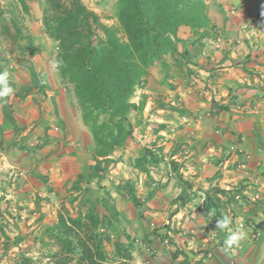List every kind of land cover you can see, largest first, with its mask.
Wrapping results in <instances>:
<instances>
[{
  "label": "rangeland",
  "instance_id": "374dc122",
  "mask_svg": "<svg viewBox=\"0 0 264 264\" xmlns=\"http://www.w3.org/2000/svg\"><path fill=\"white\" fill-rule=\"evenodd\" d=\"M82 1L104 23L117 25L119 0ZM27 3L26 9L19 0H0V64L11 74L15 89L10 98H5L6 102H0V216L6 217V229L11 238L23 237L17 246L1 254L0 264H8L11 257L20 253L35 259L42 257L44 263H49L47 250L42 249L40 240L43 228L56 222L60 211H69L75 216L79 196L76 201L71 198L78 193L91 197L97 204L100 200L110 201L107 208L100 204L96 207L101 218L106 215L111 219V212L117 211L118 220H112L113 226L109 227L105 221L100 228L101 231L107 229L110 235V240L104 242L108 262H118L114 248L117 240L132 244V264H151L163 252L178 256L182 244L178 233L161 230L166 229L168 214L185 210L194 202L185 201L183 195H196L199 191L188 184L196 178L185 174L184 157L195 159L201 152L202 163L211 164V158L215 160L219 151L215 141L223 144L227 134L220 131L221 138L212 137L211 133L204 139L199 137L201 127L207 125L202 118L210 106L201 99L209 100L206 90L209 84H201L200 76L189 65L182 70L172 68V77L166 80L162 66L156 63L146 82L131 97L137 105L144 102L140 110L130 114L133 137L103 161L97 177L89 178L95 163V143L83 121L72 84L59 75L57 42L48 36L43 24L45 0H27ZM207 13L216 30L203 38L206 49L221 45L228 48L227 41L240 39L242 42L255 29L259 35L264 32V0H207ZM179 33L182 38L198 36L190 28L181 29ZM217 37L226 42L216 45L213 40ZM235 43L238 44L234 41L233 45ZM197 48L195 45L192 50ZM219 130L215 132L219 134ZM232 147L235 150H231ZM145 148L154 150L160 157L158 164L152 163L149 156L146 163H139ZM220 152L217 166L223 173L230 171L234 161L245 168V160L236 161L238 156L246 157L239 143L233 141L227 147L224 145ZM173 161L180 166L181 178L173 169ZM165 179L176 181L178 186L168 191V211L163 214L165 206L150 209L149 205L157 192L167 191L168 185H163ZM223 182L224 185L204 190L201 202L208 217L214 215L206 218V226L213 234L212 227L218 218L208 196L215 202L218 200L222 207V211L216 212L219 217L222 213L228 214V210L233 214L237 206L264 203L259 191L250 193L244 184L236 185L238 181ZM238 226L243 228L245 223L241 221ZM258 227L253 225L255 230ZM158 230L162 233H152ZM254 234L256 236V231ZM2 241L0 239V243ZM192 252L201 256L200 259L211 253H202L197 247Z\"/></svg>",
  "mask_w": 264,
  "mask_h": 264
},
{
  "label": "trees",
  "instance_id": "16d2710c",
  "mask_svg": "<svg viewBox=\"0 0 264 264\" xmlns=\"http://www.w3.org/2000/svg\"><path fill=\"white\" fill-rule=\"evenodd\" d=\"M19 1L28 8L27 0ZM116 19L117 25L104 23L82 0H45L43 5L45 31L57 42L59 75L72 84L95 143V163L89 178L97 177L103 161L133 137L130 114L140 110L144 102L137 105L131 97L146 82L150 69L159 63L165 79L171 78L172 68L182 70L189 62L192 47H203V38L216 30L207 13V0H119ZM184 28L194 30L198 36L182 38L179 32ZM0 71H4L1 64ZM148 156L152 163L160 162L154 150L145 148L139 163H146ZM172 164L181 178L179 164ZM129 188L133 190V186ZM78 196L75 216L60 211L56 222L43 228L40 240L49 263H44L42 257L20 253L8 264H132L133 246L120 240L114 243L118 262H108L104 242L110 240V235L100 228L105 221L112 227L118 214L114 210L111 219L106 215L101 218L96 207L100 204L107 208L110 201L100 200L97 204L81 193L73 195L71 201ZM212 198L207 197L211 207L222 211ZM5 218L0 216V263L2 255L23 238H11Z\"/></svg>",
  "mask_w": 264,
  "mask_h": 264
},
{
  "label": "crops",
  "instance_id": "0c3cea01",
  "mask_svg": "<svg viewBox=\"0 0 264 264\" xmlns=\"http://www.w3.org/2000/svg\"><path fill=\"white\" fill-rule=\"evenodd\" d=\"M253 33L240 41L241 43L230 45L231 47L228 48L221 45L209 50L203 45L199 48L202 49L200 52L198 49L192 51L188 64H184L194 68L196 75L200 76L201 84L210 86L206 89L207 94L210 95L209 100L201 99L210 107L206 111V116L202 118L207 125L201 127L204 131L198 133L199 137L204 139L211 133L212 137L221 138L223 133L220 131L227 134L224 135L226 139H223V144L215 141L219 151H216L215 160L211 158V164L202 163L204 157L201 152V154L195 152L197 154L195 159L184 157L187 168L185 174L194 175L192 178H196L194 181L190 180L191 183L188 184L191 186L193 184L199 191L196 195L188 193L183 195L185 201L194 202L185 210L182 208L176 213L168 214L165 218L166 229L161 230L163 233H178L177 238L182 243L179 247L181 252L178 256H175V253L173 256L172 253L163 252V255L151 264H264V231L261 232L260 237L255 236L256 230L253 228V225L259 226L264 221V203L262 205L261 202H257L256 205L249 203L250 205H245L244 208L237 206L233 214L229 210L228 214L222 213V216L231 217L230 229H243L246 232V239L241 242L240 247L228 251L223 247L228 229L218 230L215 224L212 227L215 234L210 232L206 226L209 213L204 208V203H201L205 197L204 190L219 184L224 185L223 181H238L239 183L235 182L236 185L244 184L250 193L259 191L264 197V32L259 35L255 29ZM214 127L220 129L219 134L215 132ZM233 141L239 143L246 153L245 159L243 156H238L236 161L245 160L246 165L245 168L237 166L234 161L230 165V171L223 173L217 166L218 159L222 155L220 151L224 145L227 147V144ZM175 182L168 179L163 181V185H168V189L163 193L157 192V195L150 200V209L161 208L162 205V208L165 206L162 209L163 214L168 211L166 207L168 196L177 185ZM216 201L218 203V200ZM155 212L160 211L155 210ZM215 215V218H220L216 211ZM241 221L245 223L243 228L238 226ZM195 247L202 253H211L200 259L201 256L199 257L198 254H192V249ZM136 264L143 263L136 262Z\"/></svg>",
  "mask_w": 264,
  "mask_h": 264
},
{
  "label": "clouds",
  "instance_id": "9594fccd",
  "mask_svg": "<svg viewBox=\"0 0 264 264\" xmlns=\"http://www.w3.org/2000/svg\"><path fill=\"white\" fill-rule=\"evenodd\" d=\"M231 41L232 43L230 45H233L234 41L239 43L240 39ZM11 80L12 78L9 71H0V102H6L5 98H10L14 94L15 89L12 87ZM231 223V217H229L228 215H223L216 221V229L221 231L228 229V233L223 242V247L225 251L240 247L241 242L246 239V232L243 229H230Z\"/></svg>",
  "mask_w": 264,
  "mask_h": 264
},
{
  "label": "built area",
  "instance_id": "2783aa9c",
  "mask_svg": "<svg viewBox=\"0 0 264 264\" xmlns=\"http://www.w3.org/2000/svg\"><path fill=\"white\" fill-rule=\"evenodd\" d=\"M222 41H224V39L223 38H220V37H217L216 39L213 40V42H216L217 43L216 45H218ZM224 42H226V41H224ZM231 43H232V41L229 40V41H227L226 44L230 45ZM231 150H235V147H232ZM262 231H264V222L261 223L260 226L256 229V236H259L260 237V234H261Z\"/></svg>",
  "mask_w": 264,
  "mask_h": 264
}]
</instances>
